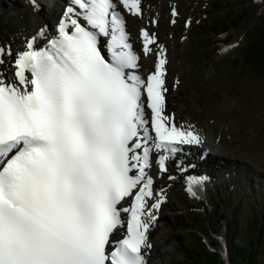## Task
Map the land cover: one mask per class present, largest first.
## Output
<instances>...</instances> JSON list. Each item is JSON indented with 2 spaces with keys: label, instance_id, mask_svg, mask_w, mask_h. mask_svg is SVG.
Wrapping results in <instances>:
<instances>
[{
  "label": "snow or ice",
  "instance_id": "obj_1",
  "mask_svg": "<svg viewBox=\"0 0 264 264\" xmlns=\"http://www.w3.org/2000/svg\"><path fill=\"white\" fill-rule=\"evenodd\" d=\"M122 12L144 20L142 0H67L23 50L0 47L15 69L0 72V264H147L167 199L153 169L175 180L169 161L186 172L203 140L166 112L158 19L141 27L137 52ZM206 180L189 176L187 191Z\"/></svg>",
  "mask_w": 264,
  "mask_h": 264
},
{
  "label": "rangeland",
  "instance_id": "obj_2",
  "mask_svg": "<svg viewBox=\"0 0 264 264\" xmlns=\"http://www.w3.org/2000/svg\"><path fill=\"white\" fill-rule=\"evenodd\" d=\"M160 1L163 9L157 36L160 41L174 42L169 44L167 80L178 76L169 107L179 119L191 118L218 145L205 160L216 161L217 177L208 183L202 199L187 198L180 177L169 185L170 200L158 212L151 239L156 246L147 251L146 261L195 264L187 257L186 244L203 252V234L216 247L213 241L220 237L213 232L233 236L237 217L241 226L237 240L244 243L258 206L264 203L259 200L264 199V75L239 60L250 42L249 33L264 19V0H143V6ZM173 9L178 13L175 24L171 22ZM245 11L246 18L226 31H208L211 27L202 26L215 18H224L229 25ZM129 19L133 33L145 25L137 17ZM224 45L230 48L225 51ZM205 162L203 168H207ZM192 255L201 264H211L213 258L212 254L206 259Z\"/></svg>",
  "mask_w": 264,
  "mask_h": 264
},
{
  "label": "bare ground",
  "instance_id": "obj_3",
  "mask_svg": "<svg viewBox=\"0 0 264 264\" xmlns=\"http://www.w3.org/2000/svg\"><path fill=\"white\" fill-rule=\"evenodd\" d=\"M45 1L47 0H37V2H40V3L42 2L44 4V10L40 9L39 11H37L33 8V5L30 2V0H0V47H7L10 45L13 51V56H14L17 51L24 49L25 44H26V37L30 38L31 36L35 35L36 32L42 26H45L48 24H55V23L50 22V18H52L50 15L52 12H53L52 13L53 15L58 14L56 12L57 7H54L51 10L49 8L50 4L48 3V1L47 3ZM162 9H163L162 2L160 4H147L144 8L143 22L147 24L148 17L155 16L156 19H158L159 23H161ZM138 38L141 39L140 35H138ZM173 43L170 41V43L160 42L158 44L163 45L167 51L169 49V44L172 45ZM153 47H156V46L153 45ZM154 59L155 58L151 56L148 59L142 58L141 71H145L147 68L152 67L154 65ZM12 61H13V58L8 57L5 59L4 64H0V72L5 73V75L8 76L9 78H13L14 71H15L14 67L12 66ZM174 87H175V84L173 82V88ZM173 90H171L169 100H171L174 97ZM197 132H199V134L201 135L202 140H207V142H203L202 147H193L194 151H198L199 153L200 157L198 158V160L195 159L192 152L190 153L193 159L192 161H188V162H194L196 165L200 164L201 161L203 164V162L205 161L204 160L205 158L201 159L202 152L205 153L206 156L209 155V153H207V150L205 149L206 145H209V147L213 149L214 151L218 149V145L212 142V137L207 138L202 128H198ZM209 157H212V156L209 155L208 159ZM210 161H206L205 166H208V170L210 172V177H211L210 183L211 181L213 183V181L217 177L213 170L215 169L214 165H216L215 164L216 161L213 160L214 163H211ZM217 163H218V160H217ZM156 171L158 173V170ZM157 173L155 172V174H153L155 177L154 187L156 188L157 191L159 190V188L162 187L164 188L165 192H168L170 180H168L167 177H160L159 175H157ZM171 173L175 174V177H180L182 174L184 175L186 172L177 171L176 165L173 163ZM207 192H208V189H207ZM154 225H156V222L152 225L151 232L156 229ZM149 242L152 247L154 243L151 240V238L149 239ZM213 244L217 247L218 245L221 246L223 242L220 239L217 241H213ZM154 246H156V243ZM222 250L224 252L223 256L227 257L228 251L225 250L223 247H222Z\"/></svg>",
  "mask_w": 264,
  "mask_h": 264
},
{
  "label": "trees",
  "instance_id": "obj_4",
  "mask_svg": "<svg viewBox=\"0 0 264 264\" xmlns=\"http://www.w3.org/2000/svg\"><path fill=\"white\" fill-rule=\"evenodd\" d=\"M246 14L247 11H245L244 15L242 14L234 19L229 25L224 18H215V20L210 23H204L202 26L211 27L208 31H226L229 29V26L233 24L237 25L244 20L247 16ZM249 36L250 42L246 45L239 60H241V63L245 66L251 67L256 74L262 76L264 75V19H260V22L255 25L254 29L249 33ZM261 194L264 198V192ZM254 198L257 199V196L254 195ZM259 200L261 202L264 201V199ZM254 201L256 202V200ZM258 207L256 216L250 225L251 228L249 227V229L246 230L248 239L244 243H239L237 240L240 236L241 226L239 218L237 217L234 219L235 229L230 242L231 257L234 264H264V203ZM201 243L203 244V252L199 251L193 244L190 246L186 244L188 248L185 249V252L190 260L194 261L195 264H201L199 261L200 259L193 258L192 254L200 256L202 259H206L205 257H207L208 254H212L213 258L211 264H224L218 252L211 251L204 240H202Z\"/></svg>",
  "mask_w": 264,
  "mask_h": 264
},
{
  "label": "water",
  "instance_id": "obj_5",
  "mask_svg": "<svg viewBox=\"0 0 264 264\" xmlns=\"http://www.w3.org/2000/svg\"><path fill=\"white\" fill-rule=\"evenodd\" d=\"M223 236H221V240L223 242V244L221 246H217V248H214L213 250L218 251L220 253V257L223 261L224 264H234L233 263V259L231 257V250H230V242H231V238H232V233H230L229 235H227L226 231H223ZM222 247L228 251V256L224 257L223 256V250ZM212 249V248H210Z\"/></svg>",
  "mask_w": 264,
  "mask_h": 264
}]
</instances>
